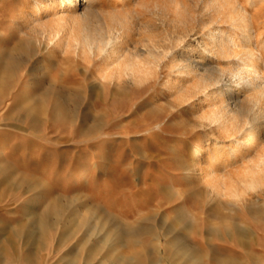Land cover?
<instances>
[{
    "label": "rangeland",
    "instance_id": "obj_1",
    "mask_svg": "<svg viewBox=\"0 0 264 264\" xmlns=\"http://www.w3.org/2000/svg\"><path fill=\"white\" fill-rule=\"evenodd\" d=\"M73 1L0 0V264H264V0Z\"/></svg>",
    "mask_w": 264,
    "mask_h": 264
},
{
    "label": "bare ground",
    "instance_id": "obj_2",
    "mask_svg": "<svg viewBox=\"0 0 264 264\" xmlns=\"http://www.w3.org/2000/svg\"><path fill=\"white\" fill-rule=\"evenodd\" d=\"M61 2L62 3L68 2L70 7L74 5L73 6L74 9H76L78 6H80V4L75 5V2L73 0H61ZM211 5L213 7H219V8H226V7L228 8L229 7L231 9L230 11H232L233 13H236V11H237L236 6L233 3H231L229 0H213ZM175 6L177 7V5H175ZM229 8H228V10H229ZM216 31H217L216 28L212 29L209 34L213 35ZM90 39L91 38L89 36H87L85 38L89 50H93L94 48H103L104 49L105 47L112 45L115 42V40L111 37L110 39H104V40L101 39L102 43L99 42V44H100L99 45L98 42H96V40H97L96 38H95L96 39L95 41L90 40ZM98 41H100V40H98ZM252 55H254V54H252ZM252 55L250 54V56H252ZM182 61H184V63L181 65V68L188 69L189 71L188 70L187 71L192 72V73L198 71L200 66H203V63H200L199 61H191L190 57H186L184 60L182 59ZM185 62H186V64H185ZM237 72H230V74H231L230 77H231V79H233L232 81H230L231 80L230 78L228 79V81H226V79L224 78V72H220L218 74H214L211 76H206V75L202 74L201 75L202 76L201 83H200V88L202 90L204 89L207 91V89H210V88L212 89V91L214 90L213 93L216 95L217 99L219 100V105H217L213 120H220V119L236 120L235 123H232V129H229L226 131V134H227L226 137L228 138L227 140L229 142L235 140L237 135H240V141L238 142L237 148L233 149L232 152L228 156V157H234L235 159L238 157H241V155H243L242 153H243V149H244L245 145H248V144L252 143L254 140L258 139L259 134L261 133V128H262L261 126L264 124V121L259 122L260 118H264V113H262V112H261V114L258 113L259 115H257L256 117L253 116L254 118L253 117L252 118H244L240 122H239V120L237 121V118H238L239 114H241L243 112V109L240 105V102L238 101L237 93H234L233 91L236 89L234 87L239 85L240 81L244 80V76L242 75V73H240V72L237 73ZM229 81H230V84L227 85V83H229ZM251 81H252V79L248 78L247 83H250ZM224 82H226V83H224ZM256 84H255V86H257ZM260 86H261V84H260ZM227 89H229V90L227 91ZM261 89H263V88H261ZM256 105H258V102H256ZM220 146L218 147V149L220 148ZM214 160H215L214 162H217L218 156L214 157ZM188 176L192 177L191 172L188 173ZM243 176L246 178L248 186L251 188V190L256 189L257 187H259L262 184V180H263L262 176L258 175V172L253 168L248 169L244 173Z\"/></svg>",
    "mask_w": 264,
    "mask_h": 264
}]
</instances>
